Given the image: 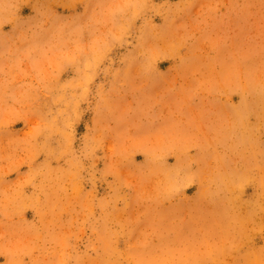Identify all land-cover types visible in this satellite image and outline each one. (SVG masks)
<instances>
[{
  "label": "rangeland",
  "instance_id": "obj_1",
  "mask_svg": "<svg viewBox=\"0 0 264 264\" xmlns=\"http://www.w3.org/2000/svg\"><path fill=\"white\" fill-rule=\"evenodd\" d=\"M0 264H264V0H0Z\"/></svg>",
  "mask_w": 264,
  "mask_h": 264
}]
</instances>
